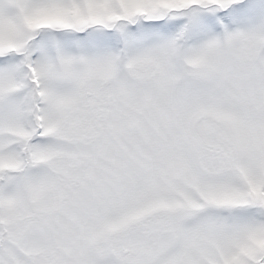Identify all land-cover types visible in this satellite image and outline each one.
Returning <instances> with one entry per match:
<instances>
[{
  "label": "snow or ice",
  "instance_id": "1",
  "mask_svg": "<svg viewBox=\"0 0 264 264\" xmlns=\"http://www.w3.org/2000/svg\"><path fill=\"white\" fill-rule=\"evenodd\" d=\"M0 264H264V0H0Z\"/></svg>",
  "mask_w": 264,
  "mask_h": 264
}]
</instances>
